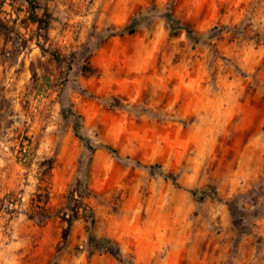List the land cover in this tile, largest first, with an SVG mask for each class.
Masks as SVG:
<instances>
[{
    "label": "rangeland",
    "instance_id": "374dc122",
    "mask_svg": "<svg viewBox=\"0 0 264 264\" xmlns=\"http://www.w3.org/2000/svg\"><path fill=\"white\" fill-rule=\"evenodd\" d=\"M263 38L264 0H0V264H184L222 207L248 231Z\"/></svg>",
    "mask_w": 264,
    "mask_h": 264
},
{
    "label": "crops",
    "instance_id": "0c3cea01",
    "mask_svg": "<svg viewBox=\"0 0 264 264\" xmlns=\"http://www.w3.org/2000/svg\"><path fill=\"white\" fill-rule=\"evenodd\" d=\"M258 173L264 165L261 155L258 158ZM256 182H219L217 192L221 197L230 198L238 192L249 191ZM259 202L264 206V193L259 195ZM210 204V199L207 200ZM213 217L221 220L219 228L203 227L193 234V244L190 248H184L181 243L186 241L185 230L172 237L177 238V246L169 249L168 258H183L184 264H264V215L254 218V225L248 231L238 235L237 230L231 226L227 211L222 207L219 212H210V219ZM163 237L169 240L170 235L164 233ZM236 241V244H235ZM171 251V252H170ZM150 248H147L146 255L149 256ZM137 257L143 256L137 252ZM179 264L182 262L178 261ZM167 264H169L167 262Z\"/></svg>",
    "mask_w": 264,
    "mask_h": 264
},
{
    "label": "trees",
    "instance_id": "16d2710c",
    "mask_svg": "<svg viewBox=\"0 0 264 264\" xmlns=\"http://www.w3.org/2000/svg\"><path fill=\"white\" fill-rule=\"evenodd\" d=\"M30 17L33 19V21H35V22H37L38 24H39V26L41 27V25L43 24V23H45L44 24V28L46 29L47 28V26H46V24H47V22H43V20H42V18L41 17H38L36 14H35V12H34V8L31 10V12H30ZM166 18L168 19V22L171 24V25H174L176 22H174V19L171 17V15H169V14H167L166 15ZM177 25H178V23H176ZM187 29V28H186ZM135 31V29H134V27H131V28H129L128 30H127V32L128 33H133ZM187 33H188V35H198V33L197 32H195V31H193V30H190V29H187ZM114 34H116L115 32L114 33H112L111 35H114ZM262 41H263V43H264V38L262 39ZM79 121H80V115H78L77 116V122H76V126H75V129H76V135H79V131H78V124H79ZM79 138L81 139V136H79ZM111 149V152L113 153V154H115V156H117L118 157V153H117V151L115 150V149H113V148H110ZM137 164H140V162H138L137 161ZM176 185H177V183H175ZM191 193L193 194V195H195L196 194V190H192L191 191ZM71 222V219H68V228L70 227V223ZM96 241L97 242H104V243H107V242H109V243H111L112 241L110 240V239H108V238H101V239H96ZM116 257H117V260H120V253H119V251H118V254L116 255ZM126 264H132L131 262H127Z\"/></svg>",
    "mask_w": 264,
    "mask_h": 264
}]
</instances>
